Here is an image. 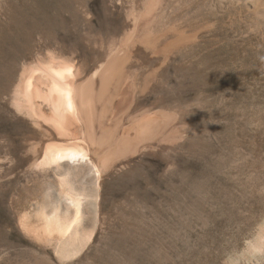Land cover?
<instances>
[{"label":"rangeland","instance_id":"1","mask_svg":"<svg viewBox=\"0 0 264 264\" xmlns=\"http://www.w3.org/2000/svg\"><path fill=\"white\" fill-rule=\"evenodd\" d=\"M38 2L0 0V264H264L253 251L264 249V0H216L210 12L203 0H179L153 23L154 95L176 108L169 144L107 177L99 197L95 182L71 175L63 185L84 193L83 217L62 244L22 226L45 214L70 220L77 207L54 175L29 170L3 98L33 45L83 54L116 12L91 34L68 0ZM181 26L197 40L165 56L159 49Z\"/></svg>","mask_w":264,"mask_h":264},{"label":"bare ground","instance_id":"2","mask_svg":"<svg viewBox=\"0 0 264 264\" xmlns=\"http://www.w3.org/2000/svg\"><path fill=\"white\" fill-rule=\"evenodd\" d=\"M170 1L174 3L166 7V0H100L97 3L68 0L66 7L76 12L78 24L88 31L111 16L109 12H116L115 26L102 39H93L95 33L91 32L92 36L89 33L93 43H87L89 51L83 54L51 46L43 50L33 45L13 70L3 99L22 158L29 170L54 175L62 191L77 207L70 220H58L46 214L37 220L24 218L22 226L38 240L62 244L68 233L69 240L76 236V229L72 230L71 226L83 217L84 193L77 187L64 188L71 175L95 182L99 197L107 177L149 156L156 145L169 144L167 128L177 118L169 109L176 108L162 96L154 95L162 66L153 69L152 59L159 41L153 33V23L166 8L175 9L179 3V0ZM215 1L203 0L199 8L206 12L215 10ZM257 8L253 6L254 13L258 12ZM172 29V39L159 49L165 56L173 50L190 47L197 40L195 34H188L182 26ZM258 36L263 39L261 32ZM200 54L201 46L190 49L194 64ZM178 141L179 137L174 143ZM102 220L104 216L100 217Z\"/></svg>","mask_w":264,"mask_h":264},{"label":"clouds","instance_id":"3","mask_svg":"<svg viewBox=\"0 0 264 264\" xmlns=\"http://www.w3.org/2000/svg\"><path fill=\"white\" fill-rule=\"evenodd\" d=\"M261 59L264 60V57H261ZM253 251H254V253L257 254V255H259V254H264V249L259 248V247L254 248Z\"/></svg>","mask_w":264,"mask_h":264}]
</instances>
